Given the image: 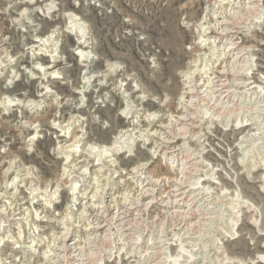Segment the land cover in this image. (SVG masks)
<instances>
[{"label": "rangeland", "instance_id": "rangeland-1", "mask_svg": "<svg viewBox=\"0 0 264 264\" xmlns=\"http://www.w3.org/2000/svg\"><path fill=\"white\" fill-rule=\"evenodd\" d=\"M22 1L0 0V264H52L59 236L66 231L80 239L83 250L93 248L88 250L93 264H170L175 255L178 264H186L189 259L195 264H264V0L251 6H245L242 0H40L33 6L20 4ZM66 10L77 14L90 40L86 69L73 55L80 52L76 33L61 34V28L69 22L63 18ZM173 19L175 26L169 28V34L165 29ZM157 22L161 36L156 31ZM56 25L60 30H56L57 40L53 38V42L57 52L64 48L60 53L66 63L60 66L63 71L59 77L49 81L42 71L32 70L44 64L33 57L32 45L35 36L36 41ZM172 36L175 44L183 47L177 58L181 60L177 64L183 66L176 64L174 77L168 74L167 78L166 74L159 79L160 66L163 62L164 69L168 57L164 44ZM95 41L97 50L92 48ZM238 51L243 52L240 60L234 56ZM91 58L97 62L93 67ZM194 58H198L197 69L206 75L200 74L202 91L213 90L193 98L187 94L182 97L190 88L188 80L185 82V64ZM108 59L116 62L114 78L113 74L110 79L106 77L103 88H97L101 78H92L85 96L78 92L82 74L86 70L94 74ZM221 69L225 72L220 80H225L224 88L217 79L211 81ZM221 88L222 92L229 91L228 99L216 94ZM40 89L49 92L47 96H39ZM102 97L108 106L106 111L98 109L100 104L105 108ZM31 99L40 102L35 106ZM183 104L188 106L187 111L180 110ZM123 106H127L129 116L138 119L143 114H159L148 127L152 133L158 126L163 131L176 128L171 149L175 154H186L189 163L184 159L174 162L172 155L165 153L168 145L142 134L146 122L129 125V119L118 115ZM72 115L84 120L82 132H86L83 138L87 141L79 144L87 153L91 142L96 146L107 144L120 129L128 125L131 129L121 138L122 151L99 156L93 152L91 158H100L99 162L83 176L87 192H91L89 198L93 193L103 198L90 203L98 205L96 212L106 204L124 217L123 224L113 221L108 229L105 227V240L97 245L91 242L90 213L77 205L76 196V205L68 209V186L67 191L60 186L56 194L52 193L63 172L64 156L56 146L60 140L58 125L68 123ZM182 116L184 120L192 117L193 128L186 124V130L185 122L179 119ZM75 125L72 123L67 132L81 130ZM178 129L182 136L177 135ZM34 131L38 134L31 143L28 140ZM28 143L32 145L30 152L26 150ZM128 146L133 150L131 155H125ZM8 164L31 167L27 187L19 180L6 187V181L12 178L3 172ZM180 179L189 191L183 204L172 208L166 198L172 196L171 189L175 191ZM147 193L150 196L145 198ZM179 246L183 248L181 253Z\"/></svg>", "mask_w": 264, "mask_h": 264}, {"label": "bare ground", "instance_id": "bare-ground-1", "mask_svg": "<svg viewBox=\"0 0 264 264\" xmlns=\"http://www.w3.org/2000/svg\"><path fill=\"white\" fill-rule=\"evenodd\" d=\"M16 1V0H15ZM40 0H23L22 2H20V4H22V3H29V4H31L32 6L33 5H36V3H38ZM221 1V0H220ZM224 1V0H223ZM243 1V4L246 6V5H252V4H254V3H256L258 0H242ZM52 2H54V0H52ZM222 2V1H221ZM226 2V1H225ZM51 3V2H50ZM50 3H48V4H50ZM16 4V3H15ZM47 4V3H46ZM256 5V4H255ZM12 6V5H11ZM51 6V5H50ZM49 6V7H50ZM193 6V5H192ZM244 6V7H245ZM254 6V5H253ZM46 7H47V5H46ZM240 8H242L241 6H239ZM238 7V8H239ZM258 7V6H257ZM191 8V7H190ZM239 8V9H240ZM246 8V7H245ZM254 8V7H253ZM33 9V8H32ZM243 9V8H242ZM257 9V8H256ZM24 10V9H23ZM34 10H35V8H34ZM40 10V9H39ZM248 10H249V8H248ZM5 11V10H4ZM25 11V10H24ZM29 11V10H28ZM38 10H36V12H37ZM27 12V11H26ZM21 13V12H20ZM42 13H43V10H42ZM64 13V12H63ZM17 14V13H16ZM36 14V13H35ZM44 15H45V13H44ZM76 15L77 14H75L74 12H73V10L71 11V10H66L65 11V13H64V16H63V18L65 17V19H67L69 22H66V26H65V28H61V34H63L64 35V33H66V32H68V33H71V34H73V33H76V36H77V39H78V47H77V49L78 50H80V52H79V55L78 54H74V52H73V55H75V57H77V60H78V63L79 62H81V64L84 66V68L86 69L87 67V65H88V61H89V58H90V54H89V52H88V45H89V39L87 38V36L85 35V33L83 32V25H82V22H80V23H78L79 21H78V19L76 18ZM248 15V14H247ZM37 16V15H36ZM85 16V15H84ZM196 17V16H195ZM194 17V18H195ZM242 17V16H241ZM20 18H22V17H20ZM79 18V17H78ZM245 18V17H244ZM17 19V18H16ZM169 19V18H168ZM230 19H231V17H230ZM229 19V20H230ZM66 20V21H67ZM83 20V19H82ZM226 21V20H225ZM228 21V20H227ZM230 21H232V20H230ZM84 22H85V20H84ZM226 23V22H225ZM224 23V24H225ZM230 23V22H229ZM21 24V23H20ZM177 24V23H176ZM18 25V24H17ZM156 31H157V33L161 36V31H160V22H157L156 23ZM174 26H175V20L173 19V24L171 25V24H167V26H166V31L170 34V30H169V28H174ZM225 26V25H224ZM53 27V26H52ZM58 26L56 25V28H51V30H49L48 31V33H47V35H43L42 37H38L37 38V40L35 41V39H36V36H35V38H33V43H35V44H33L32 45V47H33V49H34V53H33V57L35 58V59H37L38 60V58L40 59V61H44V64H43V66L41 65V67L40 66H38V67H32V70L34 69H36L38 72L39 71H42L41 73H43V75L42 76H44L45 78H48L49 79V81L52 79L53 80V78H56V76H58L59 75V73H61L62 71H63V69H61V67L60 66H62V64H65L66 62H65V58L63 57V49H61L62 50V54L60 53V51L61 50H59L58 52H57V48H56V42L54 43L53 42V38L55 37V32H56V30H60V28L58 29L57 28ZM85 27V26H84ZM221 28H223V26L221 27ZM230 28V27H229ZM74 29H78L76 32H75V30ZM178 29V28H177ZM85 30V29H84ZM225 30V29H224ZM229 30V29H228ZM228 30H226V31H228ZM237 30V29H236ZM86 31V30H85ZM225 31V32H226ZM88 32V31H87ZM86 32V33H87ZM232 32V31H231ZM2 33V32H1ZM234 33V32H233ZM29 34V33H28ZM27 34V35H28ZM57 34H59V31L57 32ZM88 34V33H87ZM228 34V33H227ZM235 34V33H234ZM60 35V34H59ZM90 35H91V32H90ZM58 36V35H57ZM91 36H93V33H92V35ZM222 36V35H221ZM233 36V35H232ZM177 38V37H176ZM219 38V37H218ZM54 39H56V38H54ZM58 39H59V37H58ZM92 39V38H91ZM206 39V38H205ZM211 39V38H210ZM215 39V38H214ZM232 39V38H231ZM57 40V39H56ZM56 40H54V41H56ZM227 40V39H226ZM230 41V40H229ZM96 42V41H95ZM94 42V43H95ZM196 42V41H195ZM199 42V41H198ZM203 41H201V43H202ZM204 42H206V41H204ZM92 43V42H91ZM176 43V41H175V37H170L169 39H168V41L164 44L166 47H167V51H168V55H166V56H168L167 57V63H166V65H165V67H164V69H163V62H162V65L160 66V69H159V71H158V74H159V79H164V75H166L167 74V78H168V74H173L174 72L173 71H175V69L174 68H177V67H175L176 66V64L177 63H179L181 60H179L180 58V53H182V49H183V47H181V46H179V45H176L175 44ZM200 43V44H201ZM209 43H212V42H209ZM58 44V43H57ZM96 44H98V42H96L95 43V45L94 44H92V48H94V49H96L97 48V46L98 45H96ZM234 44V43H233ZM163 45V46H164ZM229 45H232V43H230ZM39 46H46V48L45 49H43V48H41V47H39ZM203 46V45H202ZM237 46V45H236ZM109 47V46H108ZM201 47V46H200ZM227 47H228V45H227ZM238 47V46H237ZM240 47V46H239ZM30 48V47H29ZM193 49H195L194 47H192ZM229 48V47H228ZM232 48V47H231ZM231 48H229V49H231ZM241 48H242V46H241ZM240 48V49H241ZM243 48H245V47H243ZM47 49V50H46ZM196 49H198V47L196 48ZM228 49V50H229ZM77 50V51H78ZM97 50V49H96ZM108 50V52H110L109 54H110V56H112L113 54V51L112 50H110L109 48H106V51ZM198 50H200V49H198ZM246 50V49H245ZM32 51V50H31ZM247 51V50H246ZM226 52V51H225ZM235 52V51H234ZM91 53V52H90ZM183 53H184V50H183ZM201 53V52H200ZM242 53L243 52H240V51H238V52H236L235 54H234V56L236 57V59H241L242 57ZM116 54V53H115ZM187 54V53H186ZM191 54V53H190ZM190 54H188V56L190 55ZM194 54V53H193ZM222 54V53H221ZM195 55V54H194ZM219 55V54H218ZM244 55V54H243ZM246 55V54H245ZM44 56V57H43ZM114 56V55H113ZM202 56V55H201ZM156 57H157V60H158V55H156ZM108 58H109V56H108ZM177 58H179V59H177ZM191 58V57H190ZM232 58V57H231ZM246 58V57H245ZM34 59V60H35ZM92 59V61H90L91 63H93L92 65H91V63H90V65H91V67H93V65L94 64H96L97 62H95V61H93V58H91ZM219 60H221V58L219 59ZM3 61V60H2ZM107 62L105 63V64H103V67H102V69H100V70H96V72L94 73V74H91L92 72H88L87 70L82 74V82H83V84H82V86L81 87H79V89L77 88V90H78V92H83V94H84V96H85V93H86V90H87V88H88V86L89 85H87V83H89L90 82V80L92 79V78H94L95 80H96V78L99 80L100 78H101V80H99V83H97V88L99 87V88H103L104 87V85H106V84H104V82H103V80L106 78V77H108V76H111V74H113V72H114V74L116 73L115 71L117 70V66H116V62H114V61H112V59L111 60H106ZM197 61H198V58H197V60L194 58L191 62H189V63H187V64H185V66H186V68H185V71H184V76H185V78H186V80H185V82L187 81V83H188V85H189V89H187V90H185V92L182 94V97L184 96V94H187V97H190V98H193L194 96H198L199 95V93H202V92H206L207 91V93L208 92H212V91H210L209 89H212L213 90V88H207V89H205L204 91H202V89H203V83L200 81V79L202 78V76L200 75V74H203V70L202 69H197ZM244 62V61H243ZM246 62V61H245ZM159 63V62H158ZM242 63V62H241ZM8 64V63H7ZM34 64V63H33ZM180 64H181V62H180ZM243 64V63H242ZM37 65V64H36ZM178 65V67L180 66V68H181V66H183V65H179V64H177ZM239 66H240V64H238ZM184 66V67H185ZM205 66V65H204ZM11 67V66H10ZM13 67V66H12ZM124 67V66H123ZM244 67H245V64H244ZM248 67V66H247ZM246 67V68H247ZM251 67V66H250ZM134 68V67H133ZM241 68V67H240ZM60 69H61V71H60ZM120 69V68H119ZM174 69V70H173ZM209 69V68H208ZM248 69V68H247ZM88 70H89V68H88ZM91 70H94V69H92L91 68ZM91 70H89V71H91ZM157 70V69H156ZM182 70V69H181ZM215 70V69H214ZM154 71V70H153ZM212 71V70H211ZM244 71V70H243ZM248 71V70H247ZM155 72V71H154ZM176 72V71H175ZM125 73V72H124ZM215 73V72H214ZM227 73V72H226ZM112 75V77L113 76H115V75ZM117 74V73H116ZM153 74V73H152ZM236 74V73H235ZM247 74V73H246ZM250 74V73H249ZM154 75V74H153ZM177 75H178V73H177ZM176 75V76H177ZM215 75L216 76H214L213 77V79H211V81H213L214 79L216 80V83L218 82V85L220 86V87H226V85H225V80L223 81L222 80V82L220 81L222 78H224L225 77V72L224 71H222V69H221V71H217L216 73H215ZM238 75V74H237ZM242 75V74H241ZM117 76V75H116ZM154 76H156V75H154ZM153 76V77H154ZM173 77H174V75H172ZM203 76L205 77L206 75H204L203 74ZM212 76V75H211ZM37 77V76H36ZM59 77V76H58ZM68 77V76H67ZM126 77V76H125ZM170 77V76H169ZM198 77H199V79H198ZM203 77V78H204ZM210 77V76H209ZM208 77V78H209ZM228 77V76H227ZM41 78V77H40ZM61 78H63V77H61ZM114 78V77H113ZM172 78V77H171ZM184 78V79H185ZM239 78V77H238ZM43 79V78H42ZM107 79H110L109 77L107 78ZM132 79V78H131ZM149 79V78H148ZM156 79V78H155ZM173 79V78H172ZM183 79V80H184ZM205 79V78H204ZM93 80V79H92ZM97 80V81H98ZM113 80V79H112ZM115 80V79H114ZM152 80V79H151ZM47 82V83H49L50 84V82ZM107 81V80H106ZM116 81V80H115ZM153 81H154V79H153ZM156 81V80H155ZM154 81V82H155ZM163 81V80H162ZM204 81V80H203ZM210 81V80H209ZM12 81H10V83H11ZM81 82V83H82ZM111 82V81H110ZM159 82V81H158ZM184 82V81H183ZM208 82V81H207ZM206 82V83H207ZM10 83L9 82H7V88L9 87V85H10ZM55 83V82H54ZM109 83V82H108ZM107 83V84H108ZM162 82H160V84H161ZM213 82H211V84H212ZM12 84V83H11ZM51 84H53V83H51ZM113 84V83H112ZM156 84H157V81H156ZM210 84V85H211ZM185 86L187 85V84H184ZM217 85V84H216ZM42 86H43V84H42ZM50 86V85H49ZM108 86V85H107ZM185 86H183V87H185ZM214 86V85H213ZM111 86H109V88H110ZM117 87V86H116ZM158 87H159V85H158ZM161 87V86H160ZM208 87H209V84H208ZM217 87V86H216ZM41 88V87H40ZM119 88V87H118ZM75 89V88H74ZM89 89V88H88ZM104 89H107V88H104ZM183 89V88H182ZM77 90H75V91H77ZM110 90V89H109ZM209 90V91H208ZM222 90V88L221 89H218V90H216L215 92H216V94H217V92L222 96V95H224L223 96V99H228V97H229V91L228 90H225V91H221ZM230 90V89H229ZM110 91H113V90H110ZM135 91V90H134ZM40 94H39V96H41V97H45V96H47V94L49 93V92H47V91H45V92H43L42 91V89H40ZM85 92V93H84ZM222 92V93H221ZM82 94V95H83ZM108 94V93H107ZM110 94H111V92H110ZM124 94V93H123ZM180 94V93H179ZM206 94V93H205ZM15 95V94H14ZM80 95V94H79ZM78 95V96H79ZM102 95V94H101ZM100 95V96H101ZM112 95V94H111ZM114 96H115V94H113ZM112 95V96H113ZM204 95V94H203ZM202 95V96H203ZM210 95V94H209ZM213 95V94H212ZM215 95V94H214ZM39 96H37L38 98H39ZM83 96V97H84ZM125 96V95H124ZM126 96H128V95H126ZM126 96H125V98H126ZM28 97V96H27ZM36 97V98H37ZM104 97V96H103ZM103 97H102V101L101 102H103L104 104H105V99H108L106 96H105V99H103ZM108 97H110V95L108 96ZM180 97V96H179ZM206 97V96H205ZM209 97V96H208ZM215 97H216V95H215ZM220 97V96H219ZM47 98V97H46ZM112 98V97H111ZM110 98V99H111ZM213 98V97H212ZM9 99H11V98H9ZM33 99V98H32ZM30 100V102L31 101H33V100ZM35 99V98H34ZM194 99H196V98H194ZM193 99V100H194ZM253 99V98H252ZM3 100V99H2ZM2 100L0 99V104L1 103H3L2 102ZM82 100V99H81ZM109 100V99H108ZM166 100H167V98H166ZM172 100V99H171ZM110 101V100H109ZM170 101V100H169ZM180 101V100H179ZM15 102V101H14ZM17 102V101H16ZM19 102H20V100H19ZM28 102V101H27ZM29 102V103H30ZM39 102H40V99L39 100H34L33 101V103L32 104H34L35 106H37L38 104H39ZM99 102V101H98ZM153 102V101H152ZM173 102V101H172ZM186 102V101H185ZM192 102V101H191ZM161 103V102H160ZM164 103H166V102H164ZM164 103H163V105H164ZM170 104H171V101L169 102ZM31 104V105H32ZM7 105V104H6ZM184 105V104H183ZM193 105V104H192ZM8 106V105H7ZM7 106H5V107H7ZM77 106H79V105H77ZM99 107H98V109L99 110H101V111H106L107 109H108V106L105 104V108H101L102 107V105L100 104V105H98ZM169 106V105H168ZM1 107V106H0ZM85 107H87L86 105H85ZM160 107V106H159ZM164 107V106H163ZM4 108V107H3ZM132 108V107H131ZM160 108H162V107H160ZM159 108V109H160ZM165 108V107H164ZM185 108V109H184ZM194 108V107H193ZM192 108V109H193ZM214 108H215V106H214ZM239 108V107H238ZM18 109V108H17ZM76 109V108H75ZM81 109H83V108H81ZM157 109V108H156ZM166 109V108H165ZM181 109H184V110H188L189 108H188V106H186V105H184L182 108H180V110ZM168 111V110H167ZM177 111V110H176ZM183 111V110H182ZM184 112V111H183ZM174 113V112H173ZM195 113V112H194ZM70 115V114H69ZM110 115V114H109ZM118 115L119 116H121V117H123L124 119H129V121H128V123H129V125L131 124V123H133L134 124V122L136 121V123H138V122H146V129H144V130H142L143 131V133L142 134H144L145 133V135L146 136H149L150 138H152V140L154 141H161L162 143H165L166 145H168V147H167V151L165 152V153H167V155H172V159H173V161L175 162V161H182L183 159L184 160H186V162H188L189 163V159L187 158L188 156L185 154H181V153H177V154H175V151L173 150V149H171L172 148V146H170V144L172 143V142H174V141H172L171 139L172 138H175V137H172V134L173 133H175L174 131H175V129L174 128H171V129H169V127H168V131H165V129H164V131L162 130V129H159L158 127H160V126H158V127H156L155 129L156 130H153V132L154 133H152V132H150V130L148 129V127H149V125L151 124L150 122H152V121H154V119L156 118V117H158L159 116V114H157V113H148V114H143L142 116H139V118H141V119H138V118H134L132 115L131 116H129V111H127V106L125 107V106H123L122 108H120V110H119V112H118ZM137 115H138V113H137ZM165 115V114H164ZM182 115H184L183 113H182ZM194 115V114H193ZM163 116V115H162ZM177 116H179V115H177ZM185 116H187V114L185 115ZM196 116V115H195ZM138 117V116H137ZM183 118H179V119H181V121H184L185 123H184V127H185V125L187 124V125H189L190 126V128H193V126H192V123H193V120L189 117L188 119H186V120H184L185 119V117L184 116H182ZM70 118H73L72 119V121L70 120ZM70 118H69V122L67 123L66 121V123H63V124H61V125H58L60 128L58 129V131L60 130V134H58V139H60L59 141H58V139H57V141H58V144L56 145L57 146V149L58 150H60L59 151V154H62V156H64L63 157V162H62V164H63V172H62V175H61V177L59 178V179H61V180H57L56 181V183H54V189H53V192L52 193H54V194H56V192L58 191V189H59V187L60 186H62L64 189H66L67 188V186H68V192H70L71 193V202H70V206H69V208L68 209H72V205H76V201H74L73 200V198L76 196V198L79 200V202L77 203V205H79L80 207H81V205H82V207H83V209H85V211H88L90 214V216H91V223H89V224H91V227H89V230L91 231V233H92V235H93V237L91 238L92 240H91V242H93V243H96V245H97V243H100L101 241H103V240H105V239H103L105 236L104 235H102L106 230H105V227L107 226V225H109L111 222H113L114 221V223H118V225H121V224H123V223H121L122 222V219L124 218V217H122V213H120L118 210H116L115 212H113L114 211V209H110V206H106V204L105 205H103V206H101V207H98V210H97V212H96V207L98 206H94V205H91L90 203L91 202H95V201H99L100 199L99 198H96L97 197V194L96 193H93L92 194V196L89 198V193H91L90 191L89 192H87V190H88V186L85 184V178H83V176H85L86 175V171H87V169L89 168V167H91V168H94V167H96V161H98L99 162V159H95V160H93L92 158H91V154L93 153V152H96L97 153V156H99L100 154H102V153H107V152H111V153H113V152H117V151H122L123 150V148H121V147H123V146H121L120 144V142H121V138H123V136H125L126 134H127V131L129 132V130H131V129H129V125L127 126V127H125V128H123V129H120L119 131H117L116 132V134L114 135V137H113V139L111 140V142L110 143H107V144H102V145H99V146H96V145H94V144H92V142L90 141V139H89V141L91 142V144L89 145V148H87L88 149V153L86 152V149L84 148V149H81L80 148V141L82 142V140L84 139V140H86L85 138H83V136H84V133H86V132H82L84 129V125H83V123H84V120L82 119V117H80V116H78V115H76V116H74V115H72V116H70ZM116 118V117H115ZM168 118V117H167ZM58 119V118H57ZM130 119H132L131 120V122H130ZM157 119H159V118H157ZM162 119H163V117H162ZM166 119V118H165ZM172 119V118H171ZM193 119H195V118H193ZM170 120V119H169ZM196 120V119H195ZM147 121H149V123L147 124ZM53 122H54V120H53ZM63 122V121H62ZM72 123H75L76 125H77V127H81V130L80 129H78V128H75L74 130H71V131H69V133L67 132V130H69V126L72 124ZM174 123V122H173ZM177 123V122H176ZM60 124V123H59ZM164 124V123H163ZM167 123H165V125H166ZM196 124V123H195ZM75 125V126H76ZM157 125V124H156ZM174 125V124H173ZM172 125V126H173ZM126 126V125H125ZM163 126V125H162ZM180 126V125H179ZM165 128H167V125L166 126H164ZM184 127H182L181 126V128H184ZM55 128V127H54ZM73 128V127H72ZM180 128V127H179ZM180 128V129H181ZM186 128V127H185ZM189 128V127H188ZM197 128V127H196ZM51 129H52V127H51ZM56 129V128H55ZM86 130V129H85ZM186 130H187V128H186ZM178 131H179V133H177V135H181V131L178 129ZM183 131V130H182ZM81 132V133H80ZM191 132V131H190ZM66 133H68L70 136L68 137V135H66ZM26 134V133H25ZM36 134H38L37 133V131H34V133H32L31 135H30V137H29V142H33L34 141V139H35V135ZM185 134H187L186 133V131H185ZM174 135V134H173ZM182 136V135H181ZM180 136V137H181ZM185 137V136H184ZM88 138V137H87ZM183 138V137H182ZM147 139V138H146ZM184 139V138H183ZM83 140V141H84ZM140 140V139H139ZM27 141V142H28ZM87 141V140H86ZM147 141V140H146ZM85 142V141H84ZM86 143V142H85ZM88 143V142H87ZM135 143V142H134ZM175 143V142H174ZM185 144V143H184ZM83 145V144H82ZM88 145V144H87ZM27 148H26V150L27 151H29V150H31V144L30 143H28L27 145ZM121 146V147H120ZM162 146V145H161ZM179 146V145H178ZM164 148V147H163ZM183 148V147H182ZM170 151V152H169ZM179 151V150H178ZM30 152V151H29ZM58 152V151H57ZM126 154L125 155H127V153H129V155H131L132 154V152H133V150L128 146L127 147V149L124 151ZM110 153V154H111ZM119 153V152H118ZM121 153V152H120ZM114 154V153H113ZM116 154V153H115ZM142 154V153H141ZM147 154H148V152H147ZM27 155V154H26ZM104 155V154H103ZM143 155V154H142ZM149 155H150V153H149ZM190 156V155H189ZM10 157V156H9ZM102 158V157H101ZM170 158V157H169ZM187 158V159H186ZM2 159V158H1ZM102 160V159H101ZM104 160V159H103ZM110 160V159H109ZM123 160V159H122ZM192 160V159H191ZM8 161V160H7ZM101 162V161H100ZM126 162V161H125ZM13 163V162H12ZM111 165V164H110ZM135 165V164H134ZM139 166V165H138ZM34 168V167H33ZM100 168V167H99ZM134 168V167H133ZM30 169H31V167H25L23 164H20L19 166H17V167H13L12 166V164H8L7 165V167L4 169V173H5V176H7L8 178L12 175V178H11V180L9 181V180H7L6 181V187H8L9 185L8 184H11V186H13L16 182H17V180H19V183H21V184H23V185H25V187H27V185L31 182V180H30V178H31V171H30ZM191 169V168H190ZM134 170V169H133ZM34 173V172H33ZM127 173V172H126ZM36 174V173H35ZM141 176V175H140ZM89 177V176H88ZM179 177V176H178ZM55 180V179H54ZM205 180V179H204ZM53 181V180H52ZM35 182V181H34ZM19 183H17V184H19ZM78 183H80V185L78 186ZM144 183V182H143ZM177 183V182H176ZM23 185H21V186H23ZM196 185H197V183H196ZM176 187V189H175V191L174 190H172V189H174V188H172L171 189V191H172V196L171 195H168L167 196V198H166V200H167V203H169L171 206L170 207H174V208H177V207H180V205L181 204H183V201L185 200V198H186V194H187V192L189 191V190H186L184 187L185 186H187L186 185V182L185 181H183L182 179H180V181L175 185ZM84 187V188H83ZM29 188H31V190L33 191L34 189H32V187H30L29 186ZM83 188V189H82ZM152 189V188H151ZM76 190V191H75ZM62 191V190H61ZM66 191H67V189H66ZM146 191L147 192H149L150 190H149V187L146 189ZM154 191V190H153ZM173 192H177L176 194H174ZM70 193H69V195H70ZM103 193V192H102ZM150 193V192H149ZM190 194V193H189ZM42 195V194H41ZM103 196V195H102ZM148 196H150V194H145V198H148ZM19 197V196H18ZM92 198H94V201H91L92 200ZM154 197H151L150 199H153ZM169 198H172V199H169ZM103 199V198H102ZM101 199V200H102ZM33 200V199H32ZM100 200V201H101ZM73 202V203H72ZM103 202V201H102ZM243 202V201H242ZM18 203H20V202H18ZM17 203V204H18ZM147 203V202H146ZM12 204V203H11ZM90 204V205H89ZM119 205V204H118ZM166 205V204H165ZM187 205V204H186ZM94 206V207H93ZM24 208V207H23ZM117 208V207H116ZM67 209V210H68ZM87 209V210H86ZM101 209H102V211H101ZM16 210V209H15ZM174 210V209H173ZM84 212V211H83ZM96 212V213H95ZM127 212V211H126ZM173 212H178V210L177 211H173ZM27 213V212H26ZM97 213H99V214H103L104 216H99V215H97ZM83 214H85V213H83ZM126 214V213H125ZM89 215H87V216H89ZM21 216V215H20ZM55 217V216H54ZM176 217V216H175ZM19 218V217H18ZM74 218V217H73ZM72 218V219H73ZM47 219V218H46ZM43 220V219H42ZM107 221L108 223L106 224L105 223V221ZM41 221V220H40ZM62 222V221H61ZM185 222V221H184ZM74 224V223H73ZM127 225V224H126ZM110 226V225H109ZM42 228V227H41ZM45 228V227H44ZM107 228V227H106ZM188 228V227H187ZM67 229V228H66ZM108 229V228H107ZM184 229V228H183ZM86 230V229H85ZM88 230V229H87ZM130 231V230H129ZM126 231H124V233H125ZM7 235V234H6ZM124 235H126V234H124ZM55 236V235H54ZM126 236H128V235H126ZM127 238V237H126ZM191 238V237H190ZM179 240V239H178ZM42 241V240H41ZM79 242H80V239H77V238H75V237H73V235H71V233L69 232V231H66L64 234H62V235H60L59 236V245H57L58 246V248L55 250L56 251V253L54 252L53 254V256H52V258H53V262H52V264H93V262H91V261H93L92 259V257H91V253L92 252H89L88 250H90V251H92L91 249H93V248H91L90 247V249L88 248V250L86 249V250H83V247L82 246H79ZM55 245V244H54ZM96 245H94V246H96ZM182 245V244H181ZM25 246V245H24ZM47 246V245H46ZM47 248V247H46ZM44 250H46V249H44ZM179 252L181 253L182 251H183V248L182 247H180L179 246ZM88 251V252H87ZM49 254V253H48ZM177 254V253H176ZM51 255V254H50ZM176 256V255H175ZM174 256V258L172 259L171 257V263L172 264H178V262H177V258ZM188 256V255H187ZM173 257V256H172ZM205 257V256H204ZM178 258H180V256L178 255ZM191 258V257H190ZM189 259V258H188ZM158 262V261H157ZM161 262V261H160ZM184 262H186V264H190V263H197V262H194V261H190V259L189 260H185ZM170 263V264H171Z\"/></svg>", "mask_w": 264, "mask_h": 264}]
</instances>
